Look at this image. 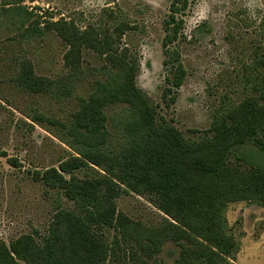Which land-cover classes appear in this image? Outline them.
<instances>
[{"label":"rangeland","instance_id":"rangeland-1","mask_svg":"<svg viewBox=\"0 0 264 264\" xmlns=\"http://www.w3.org/2000/svg\"><path fill=\"white\" fill-rule=\"evenodd\" d=\"M171 3L0 0V248L18 264H27L14 254V250L20 252L22 238L31 237L42 247L58 214L82 215L63 190L49 188L34 174L54 168L65 180L78 183L106 175L102 167L84 161L82 154L90 149L74 144L65 127L98 83H112L115 69L104 56L82 47L80 71L71 80L77 64L67 62L71 48L50 23L66 22L80 33L93 29L101 42L119 36L115 43L119 52L125 48L137 58L135 84L155 109L157 123L176 128L190 143L210 138L215 121L246 99L258 98L264 82V0H189L178 16V38L165 47ZM23 62L31 63L37 76L63 83L71 80L70 92L24 90L18 82ZM178 64L184 74L181 86L175 88ZM166 88L171 91L163 97ZM105 112L109 134L103 149L107 153L121 152L137 141V136L126 132L127 123L135 117L126 103L111 105ZM73 158L84 165L76 166ZM228 160L242 172L264 165V155L250 142L231 150ZM62 165H68L65 172L60 171ZM113 204L116 213L136 225L140 234L158 235L167 221L174 223L148 195L124 192ZM220 220L222 232L234 240L235 247L216 264H264V203L256 198L228 203ZM102 233L109 248L104 264H175L192 247L185 241H166L147 257L133 237L123 236L119 228Z\"/></svg>","mask_w":264,"mask_h":264},{"label":"trees","instance_id":"trees-1","mask_svg":"<svg viewBox=\"0 0 264 264\" xmlns=\"http://www.w3.org/2000/svg\"><path fill=\"white\" fill-rule=\"evenodd\" d=\"M188 3L189 0H172L166 23L168 34L163 40L165 47L178 38V16ZM49 26L71 48L66 60L77 64L71 80L79 74L82 47L104 56L115 69L112 83H98L65 127L74 144L91 150L82 154L84 161L102 167L106 175L78 183L65 180L54 168L34 174L35 180L49 188L63 190L68 200L79 205L82 215L58 214L43 239V246L36 245L31 237H24L20 252L14 250L16 257L27 264H104L109 248L102 239V231L115 228L123 236L133 237L140 253L147 257L158 252L166 241L191 244L175 264L200 261L216 264L217 260L230 256L235 242L221 230L222 209L228 203L252 198L264 203V165L250 166L242 172L228 160L231 150L248 142L264 155V82L259 87L258 98L246 99L211 125L210 138L190 143L176 128L157 123L155 109L135 84L137 58L128 49L119 52L115 46L119 36L105 37L101 42L93 29L80 33L66 22ZM175 72L173 86L179 88L184 74L180 64ZM71 80L63 83L62 79L54 81L37 76L29 62L22 63L18 77L20 87L34 94L53 90L68 94ZM170 91L166 88L163 97ZM123 103L135 113L126 125V132L137 136V141L121 152L107 153L103 149L109 134L105 111L111 105ZM8 161L13 163L12 159ZM71 162L78 167L84 165L83 160L76 158ZM65 166H61V172L66 171L68 165ZM124 192L150 196L157 210L174 223L167 221L158 235L140 234L136 225L116 213L113 200ZM132 256L137 259L136 254ZM0 264L18 263L5 248H0Z\"/></svg>","mask_w":264,"mask_h":264}]
</instances>
